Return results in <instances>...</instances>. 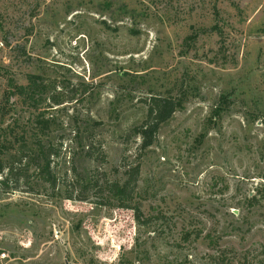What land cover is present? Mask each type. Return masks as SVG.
Segmentation results:
<instances>
[{"label": "rangeland", "instance_id": "obj_1", "mask_svg": "<svg viewBox=\"0 0 264 264\" xmlns=\"http://www.w3.org/2000/svg\"><path fill=\"white\" fill-rule=\"evenodd\" d=\"M32 75L57 182L0 188V264H264V0H0V107ZM152 95L183 108L142 150ZM136 164L141 223L108 190Z\"/></svg>", "mask_w": 264, "mask_h": 264}, {"label": "trees", "instance_id": "obj_2", "mask_svg": "<svg viewBox=\"0 0 264 264\" xmlns=\"http://www.w3.org/2000/svg\"><path fill=\"white\" fill-rule=\"evenodd\" d=\"M8 83L9 88L4 94L5 104L0 107V188L16 190L22 182L30 185V192L34 191L30 170L35 173L37 180L56 185L57 178L53 171V163L61 148L49 139L55 119L45 116L43 110H39L40 105L46 99L44 95L48 86L39 75L30 76L27 85L18 84L12 78L8 80ZM13 97L19 98L38 113L33 114V118H29L25 124L21 123L19 118H15L4 126L8 115L17 105L12 102ZM51 99L55 105L62 104L59 96H53ZM146 105L147 111L142 122L132 128L133 134L140 140L142 150L155 143L161 126L177 110L183 108V100L182 98L152 95L146 100ZM88 151L89 155H92L93 147L90 146ZM124 173V180L110 182L108 190L113 198L119 201L120 207L134 210L136 220L141 223L143 217L141 205L133 199L140 164L130 166ZM91 181V178L86 181L83 178L76 179L80 193L88 188ZM67 199H73L72 194H68ZM78 199L86 200L83 197ZM191 234L187 232L186 239H189Z\"/></svg>", "mask_w": 264, "mask_h": 264}]
</instances>
